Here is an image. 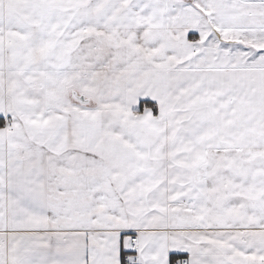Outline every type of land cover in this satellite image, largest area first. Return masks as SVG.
<instances>
[{
    "label": "snow or ice",
    "instance_id": "snow-or-ice-1",
    "mask_svg": "<svg viewBox=\"0 0 264 264\" xmlns=\"http://www.w3.org/2000/svg\"><path fill=\"white\" fill-rule=\"evenodd\" d=\"M0 264H264V0H0Z\"/></svg>",
    "mask_w": 264,
    "mask_h": 264
},
{
    "label": "crops",
    "instance_id": "crops-1",
    "mask_svg": "<svg viewBox=\"0 0 264 264\" xmlns=\"http://www.w3.org/2000/svg\"><path fill=\"white\" fill-rule=\"evenodd\" d=\"M184 255H187L186 253Z\"/></svg>",
    "mask_w": 264,
    "mask_h": 264
}]
</instances>
